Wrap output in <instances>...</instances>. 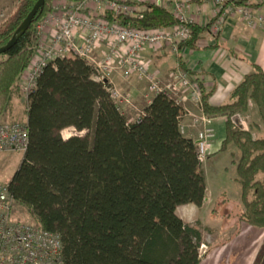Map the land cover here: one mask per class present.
<instances>
[{"label": "trees", "instance_id": "16d2710c", "mask_svg": "<svg viewBox=\"0 0 264 264\" xmlns=\"http://www.w3.org/2000/svg\"><path fill=\"white\" fill-rule=\"evenodd\" d=\"M38 2L21 0L14 19L0 30V50L10 44ZM52 3L46 0L4 54L0 119L19 92L18 80L39 42L36 27L51 12ZM230 5L257 9L264 2L240 0L227 2L224 8ZM109 19L142 30L188 28L191 39L180 44L176 57L179 69L191 77L197 74L187 68L182 50H200L216 20L205 26L181 23L157 6ZM219 37L203 48H221ZM252 67L254 72L244 77L226 105H211L214 90L197 82L204 115L227 119L220 151L233 144L240 153L232 162L242 188L244 209L239 219L264 229V138H254L233 120L253 104L264 125V70L257 64ZM113 89L83 59H58L43 68L27 100L29 142L22 165L8 184L11 196L36 225L61 237L65 264H201L202 234L177 213L185 205L202 207L207 194L198 142L182 132L183 106L159 94L132 122L113 98ZM70 128L87 135L64 139L62 132Z\"/></svg>", "mask_w": 264, "mask_h": 264}, {"label": "built area", "instance_id": "2783aa9c", "mask_svg": "<svg viewBox=\"0 0 264 264\" xmlns=\"http://www.w3.org/2000/svg\"><path fill=\"white\" fill-rule=\"evenodd\" d=\"M207 1L213 5V19H216L211 33H220L222 26L233 15L242 16L249 27L264 25V17L255 15L254 8L232 5L224 8L227 2L233 4L240 0H53L47 20L36 27L39 42L33 57L35 67L25 74L21 89L28 100L46 65L58 59L79 58L96 70L99 80L111 83L114 74L120 75L125 81L131 76H138L149 82L148 90L155 96L165 94L175 99V82L178 81L180 90L192 92L204 114L198 79L178 67L170 73L169 83L162 86L150 73L151 62L144 60L141 55L145 49L162 52L164 46L178 55L180 44L191 39V31L182 25L160 30L129 28L113 22L109 16L129 17L143 7L157 6L170 11L181 23H188L194 22L189 16L192 3ZM112 96L120 105L123 104V98L116 89L112 90ZM176 101L182 106L179 100ZM206 118L203 115L202 120L210 125ZM233 120L236 126L238 121L242 125L245 123L240 114ZM211 131L200 134L202 152L206 141L213 137ZM28 142L26 123L0 124V152L25 153ZM15 204L8 185H0V264H65L61 237L38 225L16 220Z\"/></svg>", "mask_w": 264, "mask_h": 264}, {"label": "crops", "instance_id": "0c3cea01", "mask_svg": "<svg viewBox=\"0 0 264 264\" xmlns=\"http://www.w3.org/2000/svg\"><path fill=\"white\" fill-rule=\"evenodd\" d=\"M201 11L204 14V19H206L205 16L211 14V3H205L201 7L196 5L190 6V15L194 23L205 26L206 20L200 19ZM254 12L255 15L264 17V6L257 9L254 8ZM208 34H211V32ZM206 35L205 39L207 37ZM219 36V43L222 45L221 48H203L215 44L214 39L213 43L204 46V39L201 42L202 48L200 50L192 51L184 49L182 51L187 68L197 74L195 78L204 83L207 91L214 90V94L210 99V103L213 106H222L230 102L232 92L243 81L244 77L254 72L252 64H257L264 70V25L246 28L240 21V17L238 15H233L228 19L224 28L220 31ZM230 52L235 53L240 58L232 57ZM173 55H168L165 50L154 53L150 49H145L142 52V58L151 61L152 71L159 75L166 74L170 69L178 68L177 59L176 62L171 60V56ZM111 83L114 89H116L123 98L125 113L130 112L132 107L138 108L137 113L135 112L136 114L133 117H129L131 121L134 122L139 120L140 117L143 116L144 109L151 104L155 97L154 94L148 92L146 89L147 87L144 80L138 76H131L129 80L125 81L120 75H115ZM11 109L10 107L4 114L3 122H15V114L13 112L11 115ZM206 120L210 122L212 126L211 130L214 131L215 134L213 138H210V141L209 139L206 141V147L201 154L203 168L205 161L213 159L222 153H227V151H220L222 143L226 138L227 119L219 116L207 117ZM188 126L189 131H187V134L184 128H182L183 134L197 142L195 135L191 133V124L189 123ZM208 192L207 184L206 199L202 207L185 205L178 208L177 213L185 223L192 224L193 222L185 219L184 214L187 213L188 215V213H194L197 215L199 211L205 208L207 202H209ZM213 203H216V201ZM15 219L19 220L17 218ZM198 228L203 239L200 250L202 255L203 249L208 248V244H211L206 241V236L214 234L216 225L203 224L201 221ZM237 228L239 229L238 224H230L228 228L226 227L224 233L230 236L229 239L222 240L221 247L212 248L213 251L210 252L208 258L206 261L202 262V264H223V260L227 262V259H231V263V261H233L232 257L235 255L238 257L241 255L244 256L247 264H258L261 252L264 249V229H257L247 224H242L241 230H239V234L236 236L233 233H235V229ZM219 232L221 233V227Z\"/></svg>", "mask_w": 264, "mask_h": 264}, {"label": "rangeland", "instance_id": "374dc122", "mask_svg": "<svg viewBox=\"0 0 264 264\" xmlns=\"http://www.w3.org/2000/svg\"><path fill=\"white\" fill-rule=\"evenodd\" d=\"M254 2H257V1H254ZM20 4H21V0H0V30L5 28V26L9 25V23L14 19L15 14L19 10ZM192 5L201 7L204 4L193 2ZM200 13H201L200 19L202 18V20H206L205 24H208L213 19V14H214L213 5L211 4V14L205 16L206 19H204L203 12L201 11ZM48 15L39 25L41 24L43 25L45 23ZM189 16L191 17V15ZM238 16L240 17V21L244 24V26L246 28H249V26L244 21V18L240 15ZM224 26H222V28H224ZM36 31H38V29ZM219 34H220L219 31H217L216 33L212 32L211 34L206 35L207 37L203 45L206 46L208 44L213 43L215 36ZM164 50L167 52L168 55H173L174 53L173 51H171V49H169L166 46H164L162 51ZM171 58H172L171 59L172 61L176 62L177 57L175 54L171 56ZM5 60H7V57L5 55H1L0 63L4 62ZM37 60L38 59L36 58V61ZM33 62L34 61L32 58V60L30 61L29 67L20 76L18 83H17L19 92L13 95L11 104L8 107V109L10 107L12 108L11 115L13 112L15 114V118H16L15 122H22L24 124L27 123V116H26L27 96L25 92L23 91V89L21 88H23V85L25 82V79H24L25 74L28 73L31 68L35 67ZM151 68H152V64L150 67V73L153 72ZM175 70H177V68L170 69L164 75H159L158 73H155V72H153L152 74L156 78V80L160 83V85L163 86L169 83V80H170L169 75ZM114 75H117V74H114ZM114 77L115 76H113V80H114ZM144 83L147 87L146 89L148 90L149 82L144 81ZM175 85H177V95L175 99L179 100L184 108V115L181 121L182 128H184L187 134L188 133L187 131H189L188 125L189 123L191 124V127H192L191 133L195 135L196 140L198 142L200 152L202 154L203 152L201 150L200 141H199L200 134L201 133L206 134L208 130L212 129L211 128L212 126L206 125V122H204L201 119V117H203L204 114H202V112L200 111L201 108L196 102V99L193 98L192 92L186 89L180 90L178 87L180 86L178 81L175 82ZM121 106L123 107L125 111L124 105L122 104ZM137 109H138L137 107L135 108L132 107L130 112H126V114L129 117H133L137 113L138 111ZM240 115L243 118L242 121L245 123L242 125L241 121L240 122L238 121L237 128H240L243 130H246V129L249 130L252 133L253 137L256 139L264 138V125L261 122L258 116V111L254 107L253 104L250 106L249 112L241 113ZM3 116L0 119V124L5 123L3 122ZM208 133L210 134V132ZM211 134L214 137L215 132L211 131ZM85 135H87V132L79 133L74 128L66 129L62 132V136L64 139H69L73 136H85ZM210 140L211 139H209V141ZM239 157H240V153L238 149L232 144L228 147L227 153L225 154L222 153L221 155L213 159H209L205 161L204 170L206 173L207 184H208L209 202H207L205 208L199 211L197 215H195L194 213L192 214L188 213V215L187 213L184 214L185 219L193 222L192 224H189L192 227L198 228V226L201 224V221L203 222V224H215L216 225L214 234H211L210 236H206V241L211 244H208V248L203 249L202 255H201L203 257L202 262L206 261V259L208 258V255L210 254V252L213 251V249L222 246L221 245L222 240L224 241V239H229L230 236L224 233V230H226V227L228 228L230 224H238L239 230H241L242 224H246L244 222H241L239 219V216L244 209V206L241 201L242 188L240 184L236 181L238 178L236 166L232 164L233 161L237 162L239 160ZM23 158H24V153H21V152H13V151L0 152V185H8L9 183H11L14 175L16 174V172L19 170L20 166L22 165ZM214 201H216V203H213ZM14 213H15L14 215L15 218L19 219L20 221L29 223L31 225H36L35 221L28 213L27 209L15 204ZM220 227H221V233L219 232ZM237 229H235V233L233 234H236ZM260 256L261 257H260V260L258 261V264H264V249L261 252ZM232 258H233V261H231V263H230L231 259H227V262L223 260V264H229V263L230 264H247L246 258H244V256L242 255L240 257L235 255Z\"/></svg>", "mask_w": 264, "mask_h": 264}, {"label": "water", "instance_id": "95a60500", "mask_svg": "<svg viewBox=\"0 0 264 264\" xmlns=\"http://www.w3.org/2000/svg\"><path fill=\"white\" fill-rule=\"evenodd\" d=\"M45 3H46V0H39L37 5L34 7V9L31 11L29 16L25 20V22L22 24V26L19 28V30L16 32V34L12 38V41L10 42V44L8 46H6L5 48L0 50V56L4 55L7 51H9L13 47L17 35L19 33L25 32L28 29V27L32 24L33 19L38 14V12L41 10V8L45 5Z\"/></svg>", "mask_w": 264, "mask_h": 264}]
</instances>
